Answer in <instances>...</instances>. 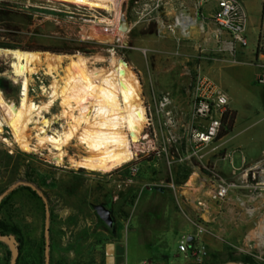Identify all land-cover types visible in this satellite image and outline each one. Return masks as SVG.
Wrapping results in <instances>:
<instances>
[{
  "label": "rangeland",
  "instance_id": "rangeland-1",
  "mask_svg": "<svg viewBox=\"0 0 264 264\" xmlns=\"http://www.w3.org/2000/svg\"><path fill=\"white\" fill-rule=\"evenodd\" d=\"M241 1L247 13L244 47L221 31L211 12V19L203 11L196 12L194 0L191 14L183 10L181 0L179 10L177 0H121L115 32L101 36L93 34L92 25L102 16L113 19L114 12L99 13L47 0H0L1 48L78 53L89 59L90 66L105 68L113 54L136 74L146 109V137L139 143L137 156L106 173L76 170L67 161L59 166L46 150L43 154L26 152L0 138V190L18 179L43 189L52 218L49 253L53 264H109L113 259L119 262L122 253L128 264L139 260L145 264H196L178 250L182 240L196 235L207 247L202 263L209 264L214 256L225 260L228 253L238 257L243 254L240 241L225 233L231 230L228 204L211 201L209 196L211 164L226 175L217 159H225L230 169L229 159L235 162L243 155L249 163L264 153V87L256 82L255 68L248 63L257 42L264 43L263 3ZM168 8L176 13L168 12ZM174 14L189 17L191 23L187 27L175 25ZM121 16L129 22L125 32L118 29ZM9 60V55L0 57V80L5 85V98L17 100L19 85L12 84L8 76ZM238 60L246 63L231 65ZM199 77L220 85L229 96L227 109L235 111L231 131L216 141L215 150H211V143L207 145L200 159L189 156V133L197 125L190 115V102ZM31 78H35V91L29 97L36 102L45 99L38 93V85L50 84L51 77L39 70ZM162 96L168 97V104L162 105ZM58 110L56 102L51 114ZM63 121L59 119L52 126L59 129ZM32 125L27 130L31 136L36 132ZM68 150L77 157L73 148ZM203 179L205 184L200 186ZM188 180L195 181L191 191ZM197 197L202 205L196 202ZM101 202L112 210V228L93 209ZM9 208L22 231L34 238L41 229L43 233L34 199L19 192ZM4 216L5 211L0 209V220ZM6 259L9 264L10 252L0 242V264Z\"/></svg>",
  "mask_w": 264,
  "mask_h": 264
},
{
  "label": "bare ground",
  "instance_id": "bare-ground-1",
  "mask_svg": "<svg viewBox=\"0 0 264 264\" xmlns=\"http://www.w3.org/2000/svg\"><path fill=\"white\" fill-rule=\"evenodd\" d=\"M47 1L84 6L99 13L114 12L113 19L98 18L92 25L93 34L107 35L115 32L118 25L121 0ZM174 19L175 25L181 27L191 23L189 17L175 15ZM7 55L8 76L23 90L17 100L6 99L0 90V133L4 126L9 128L11 138H3L7 144H15L26 152L46 150L56 165L67 161L76 170L84 168L90 172H110L137 156L139 143L146 137L143 130L148 119L140 82L124 60L109 55V66L105 68L90 66L89 59L78 53L0 47V57ZM39 70L51 81L47 98L36 102L27 94V87ZM56 102L60 110L51 114ZM59 119L64 121L59 129L54 128L52 125ZM31 124L36 129L33 136L27 133ZM69 148L77 152V157L69 154Z\"/></svg>",
  "mask_w": 264,
  "mask_h": 264
},
{
  "label": "built area",
  "instance_id": "built-area-1",
  "mask_svg": "<svg viewBox=\"0 0 264 264\" xmlns=\"http://www.w3.org/2000/svg\"><path fill=\"white\" fill-rule=\"evenodd\" d=\"M212 4L211 17L215 24L240 46L247 45L245 36L247 25V13L241 0H194L195 11L201 12L204 5ZM263 13H264V0ZM261 27L264 26L263 18ZM249 64L255 67L256 82L264 87V43L258 41L255 50V56L248 61ZM36 76V75H35ZM12 84H17L9 77ZM39 79V76L35 77ZM30 78L27 87V94L30 95L34 89V79ZM41 81V80H40ZM18 85V84H17ZM48 85H38L39 94L47 98ZM2 91V90H1ZM3 92V91H2ZM23 92L22 86L19 93ZM4 95V94H3ZM39 101V100H37ZM162 105L169 103L166 96H162ZM229 104V96L226 91L217 83L208 77H199L192 91L190 102V115L196 120V127L192 128L189 133V141L191 151L189 156L202 158L204 155L203 149L211 143V150L217 148V143L220 139H216L221 129L226 128L223 123V115L226 112ZM0 138H11L9 128H3L0 133ZM4 141V140H3ZM5 142V141H4ZM6 143V142H5ZM230 169L228 175H223L218 171L215 164H211V179L209 196L211 201L222 202L226 199L230 191L233 189H248L250 193L258 195L264 193V153L262 157L256 161L247 163L246 159L241 155L240 165H235L232 159H229ZM134 169V166H131ZM191 180L187 181L189 191H191ZM198 205H202L203 201L195 198ZM198 231H202L199 228ZM178 250L183 256L192 260L196 264H201L207 255V247L198 235L185 238L178 244ZM139 264H145L141 262Z\"/></svg>",
  "mask_w": 264,
  "mask_h": 264
},
{
  "label": "crops",
  "instance_id": "crops-1",
  "mask_svg": "<svg viewBox=\"0 0 264 264\" xmlns=\"http://www.w3.org/2000/svg\"><path fill=\"white\" fill-rule=\"evenodd\" d=\"M179 1L180 0H177V6L179 4ZM181 1H183V10L188 14H191L193 11L192 0ZM177 6L176 9L179 10V6ZM171 9L172 8H168V12H170L169 10ZM211 9V3L205 4L202 9L204 16L208 19H211V17H209ZM171 11H173L172 13L175 12V10ZM221 31L224 30L221 29ZM210 33L211 31H209V29L207 28V34L211 35ZM253 54L255 56V52ZM245 63V60H238L231 65L235 66ZM255 73L256 69L254 70L253 75H255ZM222 138H220V140ZM222 159L223 158L217 159L219 161V166L222 172L228 175L229 167L225 164V159ZM236 162L238 164L235 165H240V159L235 160L234 163ZM199 181L200 186H203L206 179ZM207 183L209 184V182ZM224 203L228 204L231 221V225L229 226V229L231 230L225 231V233L230 238L238 239L240 241L241 251L243 252V254L252 256L258 264H264V193L260 192L258 195H254L250 193L248 189H233L224 200ZM236 228H239V231H235ZM233 241L231 240L230 242L232 243ZM121 256L122 258L119 260V262H115L113 259L109 264H128L123 258V253ZM141 262L142 260H139L130 264H139Z\"/></svg>",
  "mask_w": 264,
  "mask_h": 264
},
{
  "label": "trees",
  "instance_id": "trees-1",
  "mask_svg": "<svg viewBox=\"0 0 264 264\" xmlns=\"http://www.w3.org/2000/svg\"><path fill=\"white\" fill-rule=\"evenodd\" d=\"M52 50V49H51ZM53 52H61L62 50L59 49H53ZM0 89L5 92V85L2 80H0ZM223 123L226 124V128L221 129L219 134L217 135V140L226 136L229 131H231L234 122H235V111L233 110H226V112L223 115ZM1 192V190H0ZM24 192L27 196L34 199L35 203L38 206V209L40 210L41 217H42V226H43V212H44V204L41 200V198L36 194L34 190H32L28 186L20 185L16 187L14 190H12L6 197H4L0 202V209L5 211V216L2 220H0V232L2 233H13L15 237L18 240V250L19 254L17 257L16 264H44V243H43V233L42 229L39 233V236L34 238L31 237L30 234L26 233L25 231H22L18 220L16 219V216L12 215L10 210V205L14 201V197L19 193ZM50 216V221H51ZM50 232V248L52 245L51 241V231ZM8 259H6V263ZM240 261L244 264H258L254 258L247 254H242L239 257L234 256L231 253H228L227 258L225 260H219L217 257H213L209 264L212 263H223L226 261ZM50 264H53L50 260ZM57 264H62L58 262ZM207 264V263H202Z\"/></svg>",
  "mask_w": 264,
  "mask_h": 264
},
{
  "label": "water",
  "instance_id": "water-1",
  "mask_svg": "<svg viewBox=\"0 0 264 264\" xmlns=\"http://www.w3.org/2000/svg\"><path fill=\"white\" fill-rule=\"evenodd\" d=\"M119 29L121 31H127L129 29V22L125 19L124 16H121V21L119 23ZM23 185L28 186L32 190H34L42 199L44 203V224H43V240H44V264H50V253H49V231H50V210L49 205L47 202V198L44 195V191L41 187H37L30 181L25 179H18L7 186L1 193H0V202L1 200L6 197L12 190L16 187ZM93 209L95 210L96 215L99 219H101L108 227H113L114 225V218L112 214V210L107 207V205L103 202L97 203L93 205ZM0 242L4 243L9 252H10V259L9 264H16L17 257L19 254L18 250V240L13 233H2L0 232ZM212 264H244L240 261H226L223 263H212Z\"/></svg>",
  "mask_w": 264,
  "mask_h": 264
}]
</instances>
